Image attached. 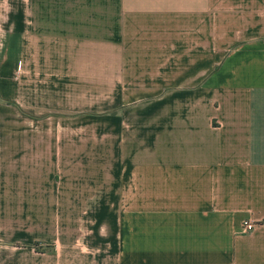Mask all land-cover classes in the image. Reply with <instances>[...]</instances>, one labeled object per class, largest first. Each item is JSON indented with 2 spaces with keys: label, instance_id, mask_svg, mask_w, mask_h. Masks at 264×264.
Here are the masks:
<instances>
[{
  "label": "crops",
  "instance_id": "crops-1",
  "mask_svg": "<svg viewBox=\"0 0 264 264\" xmlns=\"http://www.w3.org/2000/svg\"><path fill=\"white\" fill-rule=\"evenodd\" d=\"M0 264H264V0H0Z\"/></svg>",
  "mask_w": 264,
  "mask_h": 264
},
{
  "label": "built area",
  "instance_id": "built-area-1",
  "mask_svg": "<svg viewBox=\"0 0 264 264\" xmlns=\"http://www.w3.org/2000/svg\"><path fill=\"white\" fill-rule=\"evenodd\" d=\"M253 230V224L250 221H244L240 225V232L241 233H248Z\"/></svg>",
  "mask_w": 264,
  "mask_h": 264
}]
</instances>
